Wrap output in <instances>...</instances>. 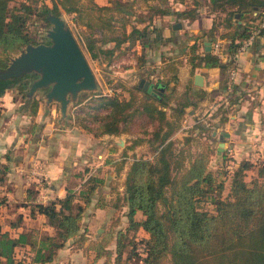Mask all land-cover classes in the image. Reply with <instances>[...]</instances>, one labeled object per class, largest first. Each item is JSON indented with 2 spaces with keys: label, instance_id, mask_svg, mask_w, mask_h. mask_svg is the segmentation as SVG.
I'll use <instances>...</instances> for the list:
<instances>
[{
  "label": "trees",
  "instance_id": "16d2710c",
  "mask_svg": "<svg viewBox=\"0 0 264 264\" xmlns=\"http://www.w3.org/2000/svg\"><path fill=\"white\" fill-rule=\"evenodd\" d=\"M11 1L0 0V72L8 68L11 54L28 44L41 42L30 27L49 26L50 15L72 14L92 58L99 54L119 58L125 51L121 47L123 42L148 33L146 26L139 28L135 24L126 30L129 3L117 2L113 8L93 0H51V3L20 0L18 4ZM210 3L212 10L225 13L228 30L222 35L227 39L230 54L264 17V0H210ZM148 12L162 14L166 10L153 7ZM237 19L245 20L237 23ZM255 20L257 23H253ZM108 42L113 45L104 46ZM190 50L192 67L232 66L231 58L222 62L221 56L212 50L199 54L195 45ZM137 63H141L140 57ZM27 77L28 73L0 76V95L10 88L23 92ZM129 89L127 99L119 98L116 92L83 91L73 114L74 124L95 135H119L132 129L150 135L152 155L133 157L124 178L123 193L117 197V202L122 199L128 207L127 225L116 229L114 221L98 240L91 238L83 246L89 238L81 232L84 203L88 204L104 181L94 170L85 168L76 175L83 178L78 187H67L64 196L32 204L33 209L45 215L51 232L32 230L13 235L8 230L0 231V264L51 261L73 237L84 252H93L94 260L103 258L101 264H108L110 259L114 264H136L130 261L133 256L139 259L137 264H264V161L243 159L228 171L226 164L232 157L222 151L220 168L209 169L213 147L207 144L192 151L193 136H184L182 144L173 137L187 101L174 106L169 117L163 109L164 97L158 101L145 98L137 84ZM31 105L35 113L37 101ZM251 168L256 169L257 176L247 180L246 171ZM2 169L0 183L4 177ZM228 172H231L229 190L223 196V176ZM137 212L142 216L137 217ZM141 246L143 252L139 250Z\"/></svg>",
  "mask_w": 264,
  "mask_h": 264
},
{
  "label": "crops",
  "instance_id": "0c3cea01",
  "mask_svg": "<svg viewBox=\"0 0 264 264\" xmlns=\"http://www.w3.org/2000/svg\"><path fill=\"white\" fill-rule=\"evenodd\" d=\"M93 1L113 8L117 2L129 3L126 30L135 24L139 28L146 26L148 33L143 37L132 36L121 44L128 52L132 51L131 56L109 59L103 54L96 58L90 55L95 86L75 94L68 91L65 109L59 99L47 95L50 86L37 87L31 93L29 87L23 92L10 88L0 95V164L4 172L0 183V231L8 230L13 235L32 230L51 232L45 215L33 209L32 204L64 196L67 187H78L83 178L76 175L85 168L94 170L104 181L88 204L84 203L81 232L89 238L83 246L92 238V228L97 222L109 221V227L115 221L116 229L127 225L128 207L122 199L117 202V197L123 193L124 178L133 157L152 155L150 135L134 129L119 135H95L74 124L73 114L83 91L116 92L119 98L127 99L131 94L129 88L139 86V80L145 78L151 85L147 90L139 86L140 94L155 101L164 97L163 109L169 117L174 106L187 101L173 137L182 144L184 136H193L192 151L207 144L213 147L209 169L216 170L222 164V154L217 152L222 140L223 151L231 155L235 167L247 158L264 161V31L250 40L227 69L224 64L192 67L189 61L192 45L197 53L203 54L213 51L214 42L219 41L222 62L231 58L227 39L222 35L228 30L225 13L212 10L210 0ZM153 7L166 12L150 15L148 11ZM112 13L117 16L115 9ZM70 18L74 24L72 14ZM244 20L237 19V23ZM112 45L113 42H108L104 46ZM138 57L141 63H137ZM103 64L107 65L104 70ZM233 67L236 73L232 78ZM107 74L111 81L105 83ZM36 76L31 74L27 78L32 80ZM158 83L162 84V90L156 86ZM35 100L37 108L32 113L31 104ZM39 173L45 174L47 180H40ZM223 178L224 188L229 190L231 172ZM141 216L137 212V217ZM98 230L101 227L94 228ZM75 238L59 248L53 260L34 264H80L91 251L84 252L83 247L75 244ZM110 247H114V240ZM89 255H93L91 264L100 260H94V254ZM85 263L86 260L82 264Z\"/></svg>",
  "mask_w": 264,
  "mask_h": 264
},
{
  "label": "water",
  "instance_id": "95a60500",
  "mask_svg": "<svg viewBox=\"0 0 264 264\" xmlns=\"http://www.w3.org/2000/svg\"><path fill=\"white\" fill-rule=\"evenodd\" d=\"M49 18L53 24L52 28L48 29L51 43L26 45L21 56L13 60L15 67L9 62L8 68L0 72V76L23 75L35 70L31 74L37 76L32 79L29 93L37 87L50 86L47 95L59 99L62 109H65L66 93L69 91L75 94L81 89L91 90L95 86V76L78 40L66 27L61 16L50 15ZM206 49H210V44ZM150 85V81L145 78L139 80V86L143 90H147ZM156 86L163 89L162 84L158 83ZM224 146L225 142L220 141L217 152L221 153L225 149Z\"/></svg>",
  "mask_w": 264,
  "mask_h": 264
},
{
  "label": "rangeland",
  "instance_id": "374dc122",
  "mask_svg": "<svg viewBox=\"0 0 264 264\" xmlns=\"http://www.w3.org/2000/svg\"><path fill=\"white\" fill-rule=\"evenodd\" d=\"M20 0H12L11 1V4H18V2H19ZM45 1V0H44ZM49 3H51V0H47ZM61 19L65 22V25H66V27H68L71 31H72V33L74 34V36H75V38L78 40V43H79V45H80V47H81V49H82V51L85 53V55H86V57H87V60H89V63L91 62L92 63V61H91V57H90V54L88 53V50H87V48H86V46H85V43H84V40H83V38H82V36H81V34H82V32L80 31V28L75 24H73L72 22H71V18H70V14H67V13H62V15H61ZM52 26H53V24L51 23L49 26H44V27H42V26H32L31 25V29L32 30H34V32H35V35H36V38L38 39V40H41V42H43V43H47V44H49V43H51V40H50V37H49V35H48V29H51L52 28ZM25 51V49L24 48H22L19 52H17V53H13V54H11L10 55V59H9V62H11V64H12V66L13 67H15V63L13 62V60H15V59H17L18 57H20L21 56V54H22V52H24ZM129 51H131V50H129ZM132 55V51L131 52H128V50H126V48H125V51H124V54H123V56H131ZM136 59V58H135ZM127 60V59H126ZM126 63H128L129 64V61H126ZM126 63H124V64H126ZM123 65V63L119 66V67H121ZM105 67H107V65H105V64H103V65H101V68L104 70L105 69ZM35 72V70H32L31 71V73H34ZM31 73H28V75L29 76H31ZM110 77V75H106V76H104V81H105V83H108L109 81H111V79L109 78ZM99 79H101V78H99ZM109 80V81H108ZM33 80H31V79H29V78H26V79H24V88H26V90L28 89V87H30V84H31V82H32ZM42 88H44V87H42ZM41 91L42 92H45V91H43L42 89H41ZM257 171H256V169L255 168H251V169H249V170H247L246 171V179L247 180H251V179H253L254 177H256L257 176V173H256ZM228 188L227 187H225L224 188V190H223V193H222V195L223 196H225L226 194H227V190ZM206 205H209L210 207H211V205L210 204H206ZM108 225H109V221L108 222H97V223H95L94 225H93V230H92V232H91V236H92V239H93V241H96V240H98L99 239V236L102 234V233H104V231L107 229V227H108ZM101 227V230H99V231H94V228H96V227ZM104 228V229H103ZM138 236H140V235H138ZM130 246V245H129ZM129 246L127 247V248H129ZM128 252V251H127ZM89 254H93V252H90V253H88V255L86 256V258H82L80 261H79V263L80 264H82L83 262H85V260H86V263L85 264H91V260H92V256L93 255H89ZM126 252L122 255L123 256V258H124V256H126ZM104 259L103 258H100V260L98 261V263H96V264H101V262L103 261ZM131 262H133V263H139V259L136 257V256H133V258L130 260ZM93 264V263H92ZM95 264V263H94ZM108 264H114V262L112 261V259H110V262H108Z\"/></svg>",
  "mask_w": 264,
  "mask_h": 264
},
{
  "label": "built area",
  "instance_id": "2783aa9c",
  "mask_svg": "<svg viewBox=\"0 0 264 264\" xmlns=\"http://www.w3.org/2000/svg\"><path fill=\"white\" fill-rule=\"evenodd\" d=\"M262 30H264V17L263 19L257 24V26L251 31L250 35L248 37H246L240 44L239 46L237 47V49L232 53V54H229L233 63H235V60L238 56V54L243 51L246 46L248 45V43L250 42V40H252V38L260 33ZM212 49H213V52L218 54L219 56H222V51H221V48H220V43L219 41H215L213 46H212ZM236 71L234 69V67L232 68L231 70V77L233 78V76L235 75ZM254 159L256 160L257 157H254ZM235 167V163L233 162V160H230L227 164H226V169L228 171H232ZM0 170H1V164H0ZM39 175V178L40 180L42 181H46V177H45V174H38ZM139 250L140 252H143L144 248L141 246L139 247Z\"/></svg>",
  "mask_w": 264,
  "mask_h": 264
}]
</instances>
